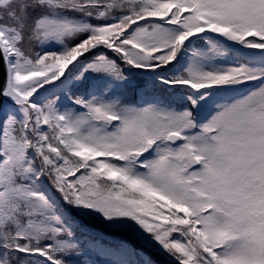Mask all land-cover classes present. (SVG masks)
<instances>
[{
	"label": "snow or ice",
	"instance_id": "obj_1",
	"mask_svg": "<svg viewBox=\"0 0 264 264\" xmlns=\"http://www.w3.org/2000/svg\"><path fill=\"white\" fill-rule=\"evenodd\" d=\"M0 72V264H264V0H0Z\"/></svg>",
	"mask_w": 264,
	"mask_h": 264
},
{
	"label": "trees",
	"instance_id": "obj_2",
	"mask_svg": "<svg viewBox=\"0 0 264 264\" xmlns=\"http://www.w3.org/2000/svg\"><path fill=\"white\" fill-rule=\"evenodd\" d=\"M110 55H114V54H110ZM127 100L129 102H142V101H136L131 93L128 94ZM49 187H51V186L49 185ZM52 191H55V190L53 189ZM87 223H88L89 227L94 228L98 232L104 233L105 236L112 235V233H110L106 228H104L98 222H94V221L89 220V221H87ZM124 238L130 239L129 237H124ZM105 243H107V241H105ZM137 247H139V245H137ZM145 251L147 252L148 256L151 257L153 264H171V261L169 260V258L167 256L161 255L158 252H156L155 250L146 249ZM92 259H97V255L95 252H93V254H92ZM103 259H108V257H103ZM134 259H139V257H135Z\"/></svg>",
	"mask_w": 264,
	"mask_h": 264
},
{
	"label": "water",
	"instance_id": "obj_3",
	"mask_svg": "<svg viewBox=\"0 0 264 264\" xmlns=\"http://www.w3.org/2000/svg\"><path fill=\"white\" fill-rule=\"evenodd\" d=\"M0 74H2V72H0Z\"/></svg>",
	"mask_w": 264,
	"mask_h": 264
}]
</instances>
